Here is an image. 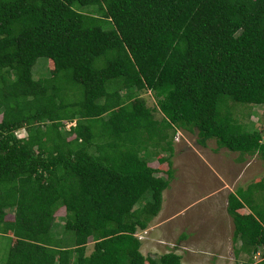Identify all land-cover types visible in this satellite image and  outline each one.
<instances>
[{"label": "trees", "instance_id": "1", "mask_svg": "<svg viewBox=\"0 0 264 264\" xmlns=\"http://www.w3.org/2000/svg\"><path fill=\"white\" fill-rule=\"evenodd\" d=\"M230 101L264 104V0H0L4 264H182L144 256L137 234L161 211L178 130L264 159V126ZM263 191L228 196L243 264H264Z\"/></svg>", "mask_w": 264, "mask_h": 264}, {"label": "rangeland", "instance_id": "2", "mask_svg": "<svg viewBox=\"0 0 264 264\" xmlns=\"http://www.w3.org/2000/svg\"><path fill=\"white\" fill-rule=\"evenodd\" d=\"M92 10L93 7L90 6L79 9L81 13ZM34 74H36V78L48 76L47 59L40 58L37 61ZM140 97L146 101L149 107L155 108L157 106V99L153 93L143 92ZM232 104H235V106L232 105L234 114L243 124L248 126V131L252 132L264 126V104L256 106L234 102ZM155 115L157 118L162 116L160 112L155 113ZM70 126L71 124H68L67 128L69 129ZM16 134L22 138L26 136V131L19 130ZM173 139L174 155L171 161L175 172L169 182V188L163 192L162 208L158 214L160 217H155L156 221L154 219L146 230L139 231L137 234L142 240L141 253L146 257L158 258L164 253L178 249L175 252L180 253L185 259L187 252L184 249L186 247L181 242L182 233H184L187 238L191 237L186 245L188 249H195V252L191 251L192 253H198L199 249L196 250V248H200L201 250L210 249L209 252L215 254L211 249L214 242L218 241L220 237L213 234H221L217 231L219 228L222 229V234H225L229 229L228 236L233 231L229 222L230 217L226 215V209H221V211L218 207L216 210L217 200L219 202L224 201L225 205L228 192H234L242 186L246 187L257 179H264V159L256 154L254 156L246 155L245 160L240 161L238 153L219 149L214 140L209 141L206 147H201L196 142V134L184 130H178ZM163 156L165 158L168 155L164 154ZM150 162L152 166L162 168L165 171L169 168L166 163L158 158L152 159ZM160 176L167 177L165 173H161ZM261 194L264 195V191ZM221 196H223L222 200L220 199ZM64 215V210L57 213V216ZM216 215L221 217V221L218 222L220 219ZM200 236L204 239L205 237L210 239L212 243L199 244L196 237L198 239ZM93 247L94 242L90 241L86 254L89 255ZM8 248V240L0 238V264H4ZM215 249L219 250L218 247ZM232 252L222 255L223 264L240 262L243 264L246 262L247 257L245 255L234 258L235 255ZM201 254L203 255V252ZM219 256L221 257V254L218 253ZM204 259L200 256L197 258L198 263L202 261L201 264H211Z\"/></svg>", "mask_w": 264, "mask_h": 264}, {"label": "crops", "instance_id": "3", "mask_svg": "<svg viewBox=\"0 0 264 264\" xmlns=\"http://www.w3.org/2000/svg\"><path fill=\"white\" fill-rule=\"evenodd\" d=\"M251 184V183H250ZM250 184H248L246 187H244V186H242V187H239V188H243V189H247L248 188V186L250 185ZM238 188V189H239ZM237 189V190H238ZM236 190V191H237ZM236 191H231V193H235ZM216 193V192H215ZM218 193V192H217ZM230 192H228V194H227V196H226V198H225V205H224V201H222V202H219V200H217V205L215 206L216 207V210L218 209V207L220 208V210L222 209V210H225L226 209V215H227V217H230V223H231V225H232V227H233V231H232V234L230 235V236H228V231H229V229L226 231V233L225 234H222V229L221 228H219L217 231L218 232H220L221 234H213V235H215V236H219L220 237V239L218 240V241H215L214 242V244H213V248L211 249L212 250V252L213 253H215V254H211L210 252H209V250L210 249H205V250H201L200 248H196V250L197 249H199L198 251V253H192L191 251H193V252H195L194 250V248H190V249H188V247H187V245H186V242H188L190 239H191V237H188L187 238V236L184 234V233H182V238H181V242H183L185 245V249L184 250H186V252H187V254H186V256H185V259H183V261L182 262H184V264H201L202 263V261L200 262V263H198L199 261L197 260V258H199L200 256L201 257H203V258H205L207 261H209V263H211V264H223L222 263V255H225V254H227V252L229 253V252H232L233 254H234V251L235 250H237V249H239V247H240V245H241V243L240 242H235L234 241V239H233V237H234V224H233V220H232V218H231V216L228 214V212H227V204H228V196L231 194ZM223 196H221L220 197V199L222 198ZM222 200V199H221ZM221 210V211H222ZM240 212L241 213H243V214H248V213H250V209L249 208H244V209H242V210H240ZM158 217H160V216H158ZM216 217L217 218H219L220 220H218V222L219 221H221V217H219V216H217L216 215ZM155 219V218H154ZM153 219V220H154ZM155 221H156V219H155ZM164 222V221H163ZM229 228V227H228ZM181 236V235H180ZM184 236V237H183ZM199 237V236H198ZM146 239V238H145ZM148 239V238H147ZM146 239V240H147ZM196 240H198L199 241V244H202L203 243V245H205L206 243H212V241L210 240V239H207L206 237H205V239L204 238H202V236H200V238H198L197 239V237H196ZM201 240H202V242H201ZM193 242V241H192ZM219 242H220V244H219ZM219 244V245H218ZM218 245V246H217ZM216 247H218V249L219 250H217V249H215ZM177 250L178 249H176V252H177ZM201 250V251H200ZM205 251V252H204ZM201 252H203V255L201 254ZM206 252H209V253H206ZM218 253H219V255L221 254V257L219 256L218 257ZM177 254H179V255H181L180 253H177ZM201 254V255H200ZM182 256V255H181ZM199 256V257H198ZM242 255H240L239 256V258L241 257ZM234 258H235V256H234ZM205 259H204V261H205Z\"/></svg>", "mask_w": 264, "mask_h": 264}, {"label": "clouds", "instance_id": "4", "mask_svg": "<svg viewBox=\"0 0 264 264\" xmlns=\"http://www.w3.org/2000/svg\"><path fill=\"white\" fill-rule=\"evenodd\" d=\"M138 236V235H137ZM139 237V236H138ZM234 264H236V263H234Z\"/></svg>", "mask_w": 264, "mask_h": 264}, {"label": "built area", "instance_id": "5", "mask_svg": "<svg viewBox=\"0 0 264 264\" xmlns=\"http://www.w3.org/2000/svg\"><path fill=\"white\" fill-rule=\"evenodd\" d=\"M140 238V237H139ZM141 239V238H140Z\"/></svg>", "mask_w": 264, "mask_h": 264}]
</instances>
